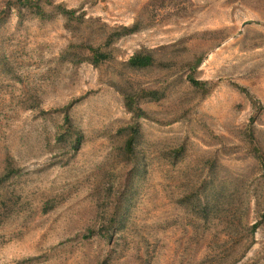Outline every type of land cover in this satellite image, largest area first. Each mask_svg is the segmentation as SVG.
<instances>
[{
    "label": "rangeland",
    "instance_id": "374dc122",
    "mask_svg": "<svg viewBox=\"0 0 264 264\" xmlns=\"http://www.w3.org/2000/svg\"><path fill=\"white\" fill-rule=\"evenodd\" d=\"M42 2L44 19L0 0V177L15 175L0 193V264H232L252 239L235 264H264V0ZM58 6L77 12L74 32ZM123 27L139 30L108 65L65 60L72 42ZM141 51L162 63L125 67ZM199 58L207 97L187 80ZM121 89L166 98L138 119ZM135 123L150 175L127 224L104 236L132 170L120 129Z\"/></svg>",
    "mask_w": 264,
    "mask_h": 264
},
{
    "label": "trees",
    "instance_id": "16d2710c",
    "mask_svg": "<svg viewBox=\"0 0 264 264\" xmlns=\"http://www.w3.org/2000/svg\"><path fill=\"white\" fill-rule=\"evenodd\" d=\"M23 3L27 5V8L37 17L39 18H46L48 16L47 12L45 11V5L42 0H23ZM58 13L57 16H61L66 20L67 29L69 31L74 32V26H81V20L79 21L76 17L77 12L75 10L66 9L64 6H58ZM2 20H0V23ZM138 27H123L120 31H114L107 37H103L100 41H94L90 38L82 39L81 43L76 41L72 42L70 46L67 48L65 52V60L69 62L79 65L83 63H89L93 65L95 68H101L105 65H108L111 61H113V49L112 46L114 43L120 39L122 36L131 35L133 33L138 32ZM93 42V43H92ZM100 42V43H98ZM202 58H199L191 67V72L188 77V82L191 86L196 89L197 91H203L204 96H208L211 93L212 87H209L208 82H203L195 78V73L198 67L202 63ZM6 61L3 59V62ZM155 56V52L153 51H145V52H138L135 54L128 63L124 64L125 67L130 68L131 70H147L157 65H160ZM10 72V71H9ZM7 70V73H9ZM121 94L124 97L125 106L129 113L133 114L136 118H144L147 117L148 114L146 110L142 108L143 103H153L157 102L160 103L163 99L166 98V91L162 90H145L142 89L140 91H133L127 89H121ZM69 119H67L68 121ZM120 135L123 141V146L121 147L120 151L122 156L126 157L132 164V170L130 174L127 176V179L124 183V191L120 195L119 204L115 208L114 216L112 219V227L110 226L108 229H105L104 236L110 234L111 228H115L114 226L121 225V228L127 224V218L129 216V212L131 209L135 207L136 200L135 195L137 194L138 189V180L144 182L148 179L150 175V167L151 164L146 158L145 153L143 150L139 151L138 143H139V136H140V126L138 124L128 125L120 129ZM72 138V137H70ZM69 138V139H70ZM77 145L75 149H79L82 139L79 138L76 141ZM186 156V147H183L179 151L170 152V157L172 160H176L174 163L176 166L181 158ZM257 159L260 161L262 165V169L264 172V154L261 153V150L257 149ZM9 166L7 174L0 177V193L6 184L14 178L13 171L10 172ZM190 181V180H189ZM189 183L185 185L187 187ZM200 192H197L195 195H188L187 199L190 200L194 197H198L199 200ZM219 205V204H218ZM198 212L205 214V213H213L218 209V206L215 203L206 201L205 203H201V201L197 202ZM119 217V220L117 218ZM262 223H256L254 225H250L248 228V234L251 238L255 236L258 229L261 227ZM112 235L110 234L109 237ZM254 245V240L248 244L247 249L245 250L244 255L234 261L232 264L237 263L241 260L246 253L250 251V249Z\"/></svg>",
    "mask_w": 264,
    "mask_h": 264
}]
</instances>
